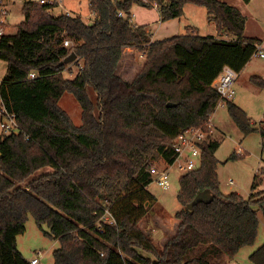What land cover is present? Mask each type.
<instances>
[{
	"label": "trees",
	"instance_id": "16d2710c",
	"mask_svg": "<svg viewBox=\"0 0 264 264\" xmlns=\"http://www.w3.org/2000/svg\"><path fill=\"white\" fill-rule=\"evenodd\" d=\"M136 3L157 4L161 21L180 17L186 3L204 6L218 34L231 38L189 29L152 40L146 25L129 19ZM89 5L92 24L26 0L16 32L0 36V59L7 62L0 102L15 113L21 130L0 136V264H29L17 248L29 214L59 241L52 264H213L208 255L233 257L256 239L264 190L257 189L255 176L248 197L220 191L214 156L219 142L212 136L201 145L200 166L179 177L177 201L183 207L171 216L174 227L167 219L165 232L171 233L162 246L139 223L155 201L146 187L151 166L170 163L178 134L208 120L220 99L213 80L225 65L241 71L260 40L244 35L245 16L223 0H89ZM126 47L144 57L129 80L118 72ZM71 52L78 69L65 77L68 63L62 61ZM250 79L264 85L258 76ZM65 92L81 107L79 125L59 104ZM225 105L243 133L258 129L264 138V126L252 127L232 99ZM47 166L50 172L30 178ZM205 189L211 201L188 209ZM106 210L114 222L99 228ZM250 260L264 264V242Z\"/></svg>",
	"mask_w": 264,
	"mask_h": 264
},
{
	"label": "rangeland",
	"instance_id": "374dc122",
	"mask_svg": "<svg viewBox=\"0 0 264 264\" xmlns=\"http://www.w3.org/2000/svg\"><path fill=\"white\" fill-rule=\"evenodd\" d=\"M24 1L26 0H15L7 4L9 12L6 18V32L8 34H14L18 24L24 19L22 12ZM223 1L234 6L239 0ZM241 1L243 2V0ZM66 10H69L71 15L80 16L87 24H92L95 21V15L90 8L89 0H62V6L54 8L53 13H65ZM131 12L136 15L132 17L131 22L146 25L155 40L184 34L190 29V25L196 26L200 35H208L215 31L213 27L214 22L210 21L207 9L201 5L188 3L185 5L180 18L176 17L165 21L159 19L158 11L153 9L152 6L136 3L132 6ZM248 23L249 30L255 33L253 35H257V37L261 36L260 38H262L263 34L259 32V28L257 26L251 27L250 19ZM134 53V59L129 60V63L133 65L130 72L138 70L144 61V57L140 56L139 51L135 50ZM127 64L128 62H125V58L122 59L118 70L123 71L126 69ZM68 68L71 69V72L68 71ZM6 69L7 62L0 59V82L6 74ZM77 69L78 67L74 59L68 62L67 69L63 72V75L65 77H73ZM258 77L264 80V78ZM238 84L242 85V87L235 88L233 98L241 99L243 105L239 106L246 112L247 117L252 123V127L264 126V121L261 122L264 119V85H259L252 81L247 76L246 71L241 73ZM88 92L92 101L95 103V91L89 87ZM59 104L68 112L76 125L81 124V107L72 93H63ZM95 113H97V110H95ZM210 119L215 126L211 138L217 139L219 142L214 156L217 160L216 172L220 191L223 194L236 192L243 197H248L255 176L257 189L264 190V138L261 136L260 131L257 129L246 134L243 133L230 117L227 107L224 104L218 105L215 108ZM3 134L6 133L0 127V136ZM238 149H240V154L237 152ZM231 155H234V157L230 158ZM161 162L162 160L157 161V163ZM51 170L52 168L49 166L40 168L30 178L50 172ZM182 174L183 172L178 171L176 168L172 169L170 177L171 184L168 189H162L155 182H151L146 186L148 191L154 195L155 201L153 202L152 210L149 211V214L139 224L158 247L162 246L171 233L165 232L168 223L167 219L183 207L177 201V193L180 188L179 177ZM230 179H232V182H230ZM47 231H49V228L45 224L38 226L34 217L31 214L28 215L24 232L17 236V248L27 261L37 255L38 251H41L43 252V260L47 264L53 263L52 252L59 247V241L47 236L45 234ZM263 242L264 217L259 212L258 232L252 244L242 246L233 257L227 255L220 257L208 256L213 264H255L250 260V254ZM142 253L147 254L144 251Z\"/></svg>",
	"mask_w": 264,
	"mask_h": 264
},
{
	"label": "built area",
	"instance_id": "2783aa9c",
	"mask_svg": "<svg viewBox=\"0 0 264 264\" xmlns=\"http://www.w3.org/2000/svg\"><path fill=\"white\" fill-rule=\"evenodd\" d=\"M10 1L15 0H0V36L6 33V18L8 15L7 4ZM30 1L39 5L47 6V12L49 13H53V9L57 6H62V0ZM153 6L157 7V4H153ZM65 13L70 14L68 10H66ZM118 15L122 17L126 16L123 11H119ZM134 15L135 14L133 12H130V21H132V17H135ZM63 43L64 45H68L69 40L64 39ZM140 54V56H143L142 52H140ZM253 54L262 58L264 57V49L260 46V43L256 44V48ZM237 74V71H235L230 66L225 65L223 66L222 71L213 80L212 86L216 88L220 95V99L217 103V106L223 104L225 105L227 100H231L234 97V84L237 79ZM35 76L36 73L34 71H31L29 73L30 78H33ZM0 127L6 134H18L21 131L19 124L16 120L15 113L8 111L2 103L0 105ZM214 130L215 126L209 117L204 124L189 127L182 131L180 134H178V136L174 139L173 142V149L175 153L174 159L170 163H165L162 161L161 163L153 164L150 168V173L152 176L151 182H155L162 189H168L171 184L170 177L173 168H176L178 171L183 173L198 168L201 164V145L204 141L208 140L212 136ZM237 152L238 154H240V149H238ZM230 182H232V179H230ZM102 222H114V219L108 210H106L101 216L100 222L98 224L99 228H102ZM28 262L29 264H47L43 260V252L41 251H38L37 255L33 256Z\"/></svg>",
	"mask_w": 264,
	"mask_h": 264
},
{
	"label": "crops",
	"instance_id": "0c3cea01",
	"mask_svg": "<svg viewBox=\"0 0 264 264\" xmlns=\"http://www.w3.org/2000/svg\"><path fill=\"white\" fill-rule=\"evenodd\" d=\"M187 4L188 3H186L185 5H187ZM185 5H184V7H185ZM234 6H237V8L241 11V13L245 16L246 20H245V27H244V35L247 37H253V38H257L258 40H260V46L264 49V0H248V2H245L244 0L242 2L241 0H239L238 2H236V5H234ZM152 7H153V9L157 10V7H155V6H152ZM184 7H183V9H184ZM257 10H259L260 12ZM8 12H9V10H8ZM158 13H159V11H158ZM134 16H136V15H134ZM249 19L251 20V27L257 26L259 28V30H260L259 32L263 34L262 38H260L261 36L257 37V35H253L255 33H252L249 30V27H248L249 26V23H248ZM142 22H145V21H142ZM133 24L144 25V24H140V23H133ZM213 27L215 28L214 33H209L208 35L219 36L221 38H226V39L231 38V35H228L225 33L218 34L215 24ZM190 29L199 34L196 26L190 25ZM5 32H6V30H5ZM151 39L155 40V38L153 36L151 37ZM134 52L135 51L129 47L124 48L122 51L121 61H122V59L125 58V62H128V64H127L126 69H124L123 71L118 70V72L121 74V76L124 79H127V80L131 79L137 71L136 70L135 72H130L131 67L133 65H131L129 63V60L131 61L134 59V56H133V54H135ZM243 71H246V74L248 77L257 75V76L264 78V57L262 58V57H259L257 55H254V54L251 56L249 61L245 64V66L237 74V79H236L235 84H234V87L236 89L238 87H242V85L238 84V79H239V77ZM232 101L237 105H243L241 99H238L236 97L233 98ZM262 121H264V119H262ZM168 219H169L168 221H169L170 225L174 227L176 224V220L173 219L172 217H169Z\"/></svg>",
	"mask_w": 264,
	"mask_h": 264
},
{
	"label": "water",
	"instance_id": "95a60500",
	"mask_svg": "<svg viewBox=\"0 0 264 264\" xmlns=\"http://www.w3.org/2000/svg\"><path fill=\"white\" fill-rule=\"evenodd\" d=\"M76 59V54L74 52H71L68 56H66L62 63H68L72 60ZM167 105H173L172 102H168ZM1 155V153H0ZM212 199V195L208 189L199 191L195 197L186 205L188 209H192L194 205H196L198 202H209Z\"/></svg>",
	"mask_w": 264,
	"mask_h": 264
}]
</instances>
